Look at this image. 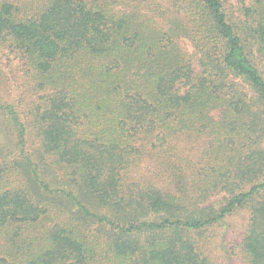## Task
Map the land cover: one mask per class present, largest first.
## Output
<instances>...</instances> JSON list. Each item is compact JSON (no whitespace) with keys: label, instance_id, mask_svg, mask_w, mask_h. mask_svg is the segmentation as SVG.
I'll return each instance as SVG.
<instances>
[{"label":"trees","instance_id":"1","mask_svg":"<svg viewBox=\"0 0 264 264\" xmlns=\"http://www.w3.org/2000/svg\"><path fill=\"white\" fill-rule=\"evenodd\" d=\"M0 48V264H214L241 210L264 264V0H0Z\"/></svg>","mask_w":264,"mask_h":264},{"label":"rangeland","instance_id":"2","mask_svg":"<svg viewBox=\"0 0 264 264\" xmlns=\"http://www.w3.org/2000/svg\"><path fill=\"white\" fill-rule=\"evenodd\" d=\"M236 5L237 0H229ZM184 48L194 53L192 45L182 40ZM20 58L7 49L0 48V101H11L22 94L23 71ZM247 211H237L219 226L212 228L205 241L207 254L214 264H241L238 257L239 243L247 227Z\"/></svg>","mask_w":264,"mask_h":264}]
</instances>
